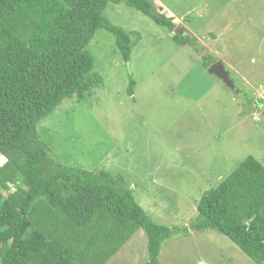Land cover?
I'll list each match as a JSON object with an SVG mask.
<instances>
[{"label": "rangeland", "instance_id": "rangeland-1", "mask_svg": "<svg viewBox=\"0 0 264 264\" xmlns=\"http://www.w3.org/2000/svg\"><path fill=\"white\" fill-rule=\"evenodd\" d=\"M155 3L163 15L175 18L177 28L184 26L195 47L177 45L173 33L141 12L111 4L106 18L136 43L130 61L112 34L98 31L88 52L102 84L80 104L75 97L64 101L40 124L46 130L41 137L64 164L123 176L158 223L187 225L203 196L246 158L264 166V0ZM206 59L222 65L237 89L205 70ZM131 79L133 98L127 93ZM75 110L93 116L92 124L85 127ZM94 123L105 135L94 131ZM26 189L22 183L21 192ZM147 256V237L139 231L108 264H145ZM160 260L256 264L213 230L173 237Z\"/></svg>", "mask_w": 264, "mask_h": 264}, {"label": "trees", "instance_id": "trees-1", "mask_svg": "<svg viewBox=\"0 0 264 264\" xmlns=\"http://www.w3.org/2000/svg\"><path fill=\"white\" fill-rule=\"evenodd\" d=\"M111 4L176 29L155 0H0V264H107L139 231L147 237L145 264H162L166 241L208 230L264 264V166L254 157L203 196L187 225L168 226L146 212L123 176L64 164L41 137L40 124L64 101L80 104L102 84L88 52L98 31L112 34L130 61L136 43L106 18ZM173 39L195 47L187 35ZM213 64L206 59L203 67ZM135 87L131 79L130 98ZM75 111L92 124L93 116ZM104 129L94 123L95 132Z\"/></svg>", "mask_w": 264, "mask_h": 264}, {"label": "water", "instance_id": "water-1", "mask_svg": "<svg viewBox=\"0 0 264 264\" xmlns=\"http://www.w3.org/2000/svg\"><path fill=\"white\" fill-rule=\"evenodd\" d=\"M175 33L179 35L182 34L180 30H176ZM209 72L217 75L220 79H222L227 84L228 87H231L233 90L236 89L234 82L230 79L229 72H227L225 68L219 63H216L213 66H211L209 69Z\"/></svg>", "mask_w": 264, "mask_h": 264}, {"label": "clouds", "instance_id": "clouds-1", "mask_svg": "<svg viewBox=\"0 0 264 264\" xmlns=\"http://www.w3.org/2000/svg\"><path fill=\"white\" fill-rule=\"evenodd\" d=\"M178 26L176 25V29L174 30V32H173V34L175 35L176 33H175V31L176 30H180L181 32H182V34L180 35V36H182V35H187V36H189L190 34H188L187 33V31L185 30V28H184V26L182 27V26H180L181 28H182V30H181V28H177ZM185 30V31H184ZM176 35H179V34H176ZM216 64V63H215ZM214 65V64H213ZM212 65V66H213ZM210 69V68H209ZM226 70V69H225ZM227 71V70H226ZM129 83H130V81H129ZM235 85V84H234ZM128 86H129V84H128ZM235 88H236V86H235ZM237 89V88H236ZM133 98V97H132ZM262 105V104H261ZM260 107H264V105H262V106H260ZM258 116H259V118H260V115L258 114ZM256 121H259V120H256Z\"/></svg>", "mask_w": 264, "mask_h": 264}, {"label": "crops", "instance_id": "crops-1", "mask_svg": "<svg viewBox=\"0 0 264 264\" xmlns=\"http://www.w3.org/2000/svg\"><path fill=\"white\" fill-rule=\"evenodd\" d=\"M177 21L179 22V20H177ZM174 24L177 25V22H175V18H174ZM123 248H124V247H123ZM123 248H122V249H123ZM120 251H121V250H120ZM114 257H115V256H114ZM114 257H113V258H114ZM110 261H111V260H110ZM108 263H109V262H108ZM108 263H107V264H108Z\"/></svg>", "mask_w": 264, "mask_h": 264}, {"label": "built area", "instance_id": "built-area-1", "mask_svg": "<svg viewBox=\"0 0 264 264\" xmlns=\"http://www.w3.org/2000/svg\"><path fill=\"white\" fill-rule=\"evenodd\" d=\"M254 119H255V120H259V116H258V115H255V116H254Z\"/></svg>", "mask_w": 264, "mask_h": 264}]
</instances>
